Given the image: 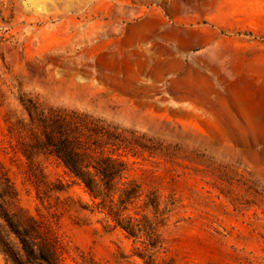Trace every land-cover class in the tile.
I'll use <instances>...</instances> for the list:
<instances>
[{
    "label": "rangeland",
    "instance_id": "1",
    "mask_svg": "<svg viewBox=\"0 0 264 264\" xmlns=\"http://www.w3.org/2000/svg\"><path fill=\"white\" fill-rule=\"evenodd\" d=\"M47 131L126 162L137 237ZM0 164L35 264H264V0H0Z\"/></svg>",
    "mask_w": 264,
    "mask_h": 264
},
{
    "label": "trees",
    "instance_id": "2",
    "mask_svg": "<svg viewBox=\"0 0 264 264\" xmlns=\"http://www.w3.org/2000/svg\"><path fill=\"white\" fill-rule=\"evenodd\" d=\"M38 116V115H37ZM30 113L32 120L37 122L39 117ZM39 130V128H38ZM41 131H39L40 133ZM54 133V132H53ZM50 131L45 132L41 139H46L47 145L62 160L64 165L78 178L90 192L91 196L98 201L97 205L107 214L116 225L122 228L130 236L137 237L141 233L142 225L132 217H125L131 200H138L141 193L130 190L131 183H118L120 177L127 172V164L120 158H114L113 155L96 153L90 146L81 144L82 139L76 133L71 131L57 138ZM120 185L123 188L115 189L114 186ZM101 186H106L101 190ZM15 188L7 171L0 164V220L6 227L19 239L24 256L30 264L48 261V256L44 254L41 246L44 245L39 239L31 240L27 229L21 226L19 219L12 212L14 208ZM100 201V203H99ZM0 245L4 251L11 256L15 264H21L19 257L12 253L11 247L5 241L0 231ZM142 258H145V255Z\"/></svg>",
    "mask_w": 264,
    "mask_h": 264
}]
</instances>
